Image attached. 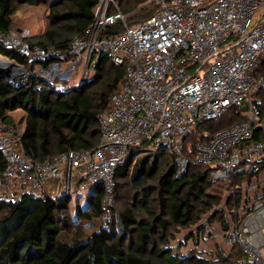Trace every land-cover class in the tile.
Masks as SVG:
<instances>
[{"label":"built area","instance_id":"1","mask_svg":"<svg viewBox=\"0 0 264 264\" xmlns=\"http://www.w3.org/2000/svg\"><path fill=\"white\" fill-rule=\"evenodd\" d=\"M142 1L154 14L129 25L115 0H99L92 24L64 51L33 45L27 29L0 32V44L35 64L29 72L0 55L12 85L22 86L35 75L66 93L74 83L94 77L104 54L126 65L121 88L99 117L101 140L93 149L36 162L19 148L22 131L0 125V154L6 163L0 203L24 193L73 198L100 184L106 227L115 171L132 148L148 143L169 151L181 175L193 162L184 154L190 130L243 106L244 120L195 146L194 162L210 169L213 182L243 178L238 208L232 214L226 209L230 189L223 205L225 224L218 222L217 230L207 225L200 235L228 246L220 245L208 264H264V140L255 138L257 132L264 134L259 98L264 75H256L264 62V0ZM119 23L122 30L116 32L112 28Z\"/></svg>","mask_w":264,"mask_h":264},{"label":"trees","instance_id":"2","mask_svg":"<svg viewBox=\"0 0 264 264\" xmlns=\"http://www.w3.org/2000/svg\"><path fill=\"white\" fill-rule=\"evenodd\" d=\"M115 1L128 14L129 25L144 21L155 12L142 0ZM98 2L0 0V32L21 29H13L20 6L46 4L48 28L30 41L45 49L64 51L92 24ZM112 29L118 32L122 25ZM0 55L24 65L29 72L35 69L34 63L2 44ZM125 75L126 65L117 64L104 54L94 77L77 82V87L72 85L66 93L35 75L22 86H10L0 77V125L22 131L19 148L36 162L69 150L93 149L101 140L99 117L110 107L111 97L121 88ZM256 75H264V62ZM259 98L264 112V93ZM18 109L25 112L23 129L12 115ZM245 110L235 106L217 122H200L190 130L184 154L193 162L181 175L169 151H146L148 143L132 148L128 159L115 171L114 204L106 227L101 223L105 210L100 184L93 186L91 200L84 209L77 205L75 216L88 222L92 229L89 233L73 218L69 197L54 199L24 193L14 202H1L0 264H208L209 258L175 253L171 242L182 230L195 227L200 234L205 218L225 224L223 205L230 189L233 192L226 209L232 214L238 208L243 178L231 183L213 182L210 169L194 162V149L199 141H209L215 132L244 120ZM255 138L264 140V134L257 132ZM141 150L144 154L138 155ZM5 168L0 154V177ZM193 237L192 231L188 241Z\"/></svg>","mask_w":264,"mask_h":264},{"label":"rangeland","instance_id":"3","mask_svg":"<svg viewBox=\"0 0 264 264\" xmlns=\"http://www.w3.org/2000/svg\"><path fill=\"white\" fill-rule=\"evenodd\" d=\"M47 14H48V6L46 4H42L38 6L22 5L19 7L18 11L14 16L13 29L16 28L27 29L30 31L31 36L37 37L38 35L44 33L48 28L49 23L47 20ZM77 85L78 84L76 82L73 84V87L75 88L77 87ZM12 115L15 117L16 124L19 126V128L23 129L24 125L22 124V120L25 117V112L22 109H18L16 111H13ZM154 149H155L154 147L150 146L146 149V151H150ZM140 154L141 155L144 154L142 150L140 153H138V155ZM92 188L93 187L89 188L87 191L81 194L77 193L73 196V198H70L71 213L73 215V218H76L75 214L78 211L77 205H81V208L84 209L87 206V203L90 202ZM118 207H120V204H118ZM76 219L78 220L79 218L77 217ZM79 221L83 225L87 233L91 232L92 229L88 227L89 224L87 221L78 220L77 222L79 223ZM71 223H73L72 220ZM217 223H218L217 220L210 222V220H206L205 218L204 221L201 223V227L203 229L201 228L199 230L204 232L203 230L207 225L212 229L217 230L218 228ZM192 231L194 237L193 239L188 241V237L190 236ZM197 235L199 236L198 237L199 240L196 238ZM171 245L175 253L179 252L180 254L183 255H188L190 253H193L209 259H212L214 257L220 245H223L225 249L228 250V246L224 245V243L223 244L212 243L209 237L204 238V235H202L201 237V235L199 234L198 230L195 227L191 228V230L190 229L182 230L180 233H177L176 238L171 242Z\"/></svg>","mask_w":264,"mask_h":264},{"label":"water","instance_id":"4","mask_svg":"<svg viewBox=\"0 0 264 264\" xmlns=\"http://www.w3.org/2000/svg\"><path fill=\"white\" fill-rule=\"evenodd\" d=\"M0 77L5 79L8 85L12 86V81L9 79L8 70L2 66H0Z\"/></svg>","mask_w":264,"mask_h":264},{"label":"bare ground","instance_id":"5","mask_svg":"<svg viewBox=\"0 0 264 264\" xmlns=\"http://www.w3.org/2000/svg\"><path fill=\"white\" fill-rule=\"evenodd\" d=\"M2 61L4 62L5 60H1V59H0V63H1ZM2 64H3L4 66L6 65V63H5V64H4V63H2Z\"/></svg>","mask_w":264,"mask_h":264}]
</instances>
